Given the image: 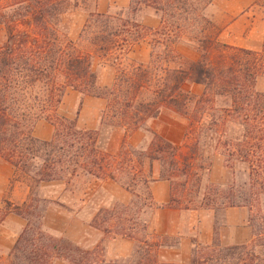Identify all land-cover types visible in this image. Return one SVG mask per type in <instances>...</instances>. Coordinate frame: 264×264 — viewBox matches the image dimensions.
<instances>
[{"label":"trees","instance_id":"1","mask_svg":"<svg viewBox=\"0 0 264 264\" xmlns=\"http://www.w3.org/2000/svg\"><path fill=\"white\" fill-rule=\"evenodd\" d=\"M81 1L86 4L89 0ZM130 1L132 12L141 6L153 7L155 4L152 0ZM154 8L163 14L169 11V5ZM0 10L13 12L10 17L0 15V22L12 29L0 47V160L10 164L17 177L34 182L36 186L61 180L70 183L74 178L90 176L118 183L128 192H133V188L139 185L148 188L155 180L151 164L147 175L143 171V154L135 155L137 162H134L127 159L128 151L119 155L102 151L97 131L80 129L76 119L62 117L58 111L68 90L83 96L99 97L107 101L103 116L109 109L113 110L111 119L118 123H112V127L123 128L130 136L139 129L149 131L146 123L156 120L162 108L168 106L187 122L188 130L184 146L172 145L157 136L156 142H152L155 156L147 157L150 162L164 160L157 156L161 153H171L169 176L163 174L161 177L171 184V201L162 208L191 209L188 205L183 208L185 201H181L182 197L177 193H172V178L180 166L185 168L187 164L191 169L198 159L200 138L192 139L197 130L205 128L219 135L216 149L222 148L224 156L249 166L252 191L248 198L239 199L241 203L234 201L238 198L232 199L229 205L224 202V209L248 208L254 230L251 243L224 249L234 264H264V92L257 90L259 80L264 77V44L259 51H250L220 44L210 37L197 40L201 56L186 69H167L164 63L168 62V57L151 53L152 70L140 65L131 75L123 73V78L115 79L112 87L102 93L93 55L81 51L77 42L71 41L65 32L62 21L64 0H15L5 7L0 5ZM113 18L111 14H90L80 39L95 36L98 52L105 54L127 44L129 41L124 34L131 31L125 23L96 31L95 26ZM151 32L155 36H164L163 31ZM121 37H124L122 44L119 42ZM160 38L151 46H161ZM170 55L173 62L179 59L173 50ZM153 70L164 73V78L155 84L149 80V73ZM189 81L204 88L201 95L183 92V85ZM144 90L152 91L153 97L138 102V96ZM120 94L125 95L123 101ZM41 120L54 127L53 138L49 141H41L34 136L35 126ZM231 125L239 128L240 135L225 140L224 134ZM188 140L192 142L189 145ZM206 142L207 138H204L203 143ZM182 148L190 152L183 153ZM126 172L130 179L124 181ZM150 200L156 208L152 194ZM185 203L192 204V201ZM209 206L203 209L215 211ZM253 208L261 221L258 227L252 216ZM16 214L27 219V227L10 253L9 264H53L55 260H63L67 264H107L106 261L96 262L93 252L83 250L65 238L55 240L43 234L44 215L40 216L35 227L22 211ZM100 216L102 212L95 218V226ZM98 226L96 228L100 229ZM103 231L110 233L109 229ZM118 236L123 237L122 234ZM160 246L159 243L147 245L154 252ZM210 248H221L217 238ZM147 256L150 264H159L155 255L152 260L150 253ZM195 261L191 264H196ZM0 264H3L1 258Z\"/></svg>","mask_w":264,"mask_h":264},{"label":"rangeland","instance_id":"2","mask_svg":"<svg viewBox=\"0 0 264 264\" xmlns=\"http://www.w3.org/2000/svg\"><path fill=\"white\" fill-rule=\"evenodd\" d=\"M13 1L15 0H0V5L5 7ZM152 2L155 3L153 7L141 6L135 12H132L131 7L127 11L121 10L119 7H113L109 14L114 18L109 22L100 23L95 26L98 32L106 30L108 27L109 29L111 27L115 28L125 23L131 31L130 33L124 34L125 38L129 41L127 44L113 49L109 54H105L98 52V47L95 44V36L80 39L81 32L84 28V26H80L82 20H84L85 16H87L88 20L90 14L94 13L93 10L97 0H89L86 4H83L81 0H64L65 14L62 17V21L65 25V32L70 34L71 28L74 27V30L79 33L77 37L78 47L84 53L93 55L95 70L98 75V87L102 90V93L112 87L115 79L118 77L123 78V73L131 75V73H134V69H137L140 65L148 66L152 70L150 65L152 62L151 53H160L164 57H168V62L164 63L167 69H186L201 56L197 40H204L210 37L220 44L250 51L260 50L264 44V0H152ZM163 5H169L167 14H163L154 8L163 7ZM11 11L0 10V15L5 14L6 17H10L13 14ZM0 20L2 19L0 18ZM152 20L155 25H158L157 27L152 26V24H147L151 23ZM164 21H166L165 24L163 23ZM136 25H140L138 29L134 28ZM155 30L163 31L164 36H155L151 32ZM11 31L12 29L9 26L0 22V47L6 42ZM158 37H161L160 39L162 40L160 41L163 42L162 45L156 46L154 44V47L151 46L153 45V41L158 39ZM122 39L124 37H121L119 42ZM172 50L179 55V59L177 58L174 62L171 60L170 55ZM108 67L112 69L110 71V78H113V81L107 86L105 84L107 78L104 80H99V78L103 70ZM149 74H151L149 80L152 84L158 82L162 77L164 78L162 71L156 72L153 70ZM182 90L184 93L198 96L202 94L204 88L194 85L189 81L183 85ZM257 90L264 92V77L259 80ZM73 92L76 91H67L66 98L69 101H71L70 95ZM120 95L123 101L125 95ZM152 97V91L144 90L138 96L137 101H145ZM93 98L101 99L99 97ZM118 108L119 106L116 107V109ZM76 110V112L74 111L75 114L79 112V106ZM112 111L109 109L106 112V116H103L102 112L98 118V128L94 131L99 133V148L111 155H119L121 152L125 153L128 151L130 155L127 159H133L134 162H137L135 155L141 153L144 156L145 165L143 171L145 175L149 173V164H155L157 170H159L160 179L163 174L169 176L170 152L157 155L164 159L162 161L156 160L150 162L147 157L155 156L153 152L155 148L152 146V142H156L155 136L160 137L172 145L184 146L185 135L188 130L187 122L175 115L166 106L162 108L161 114L156 120H149L146 123V129L149 131L139 129L130 136H127L125 129L112 127V123H118L111 119ZM59 115L68 119H74L70 118L68 112H64L63 108L60 109ZM119 115L121 116L120 113ZM78 127L88 130L81 128L79 125ZM204 134H207L205 135L206 137ZM239 135V128L231 125L226 129L224 139L230 140ZM194 138H200L201 142L197 147L198 159L191 169L186 164L185 168L180 166L178 172L176 171L177 173L172 178V193H177L178 197H182L181 201H192V204L184 202L182 205L183 208H186L188 205L191 209H203L207 205H210L209 207L214 209L217 215H220L224 209V202L226 205H229L232 199L238 198V200L234 201L241 203L239 199L241 197L248 198L252 192L249 166L235 158L224 156V150L222 148L216 149V139L219 138V135L208 132L204 128L203 130H197L196 134L192 136V139ZM204 138H207L206 143H203ZM191 143L188 140L187 144L189 145ZM190 147L191 145L189 149ZM181 151L183 153L190 152L186 148H182ZM2 161L8 164L4 160ZM8 165L13 170V176L7 186L5 196L0 197V221L3 219L1 223L7 216L14 215L24 220L26 223L25 230L27 227V219L17 215V212L22 211L25 214L24 216L30 217L32 226L35 227L39 224L40 216L44 215V228L42 229V233L52 239L58 240L65 237L57 236L48 230L45 225V218L50 209L58 210L66 215H72L71 212H80L78 207L82 204V201L87 200V202L100 205L101 203L98 202L103 198L102 196H106L98 191L100 186L97 183L102 180L90 176L74 178L70 183L67 180H61L44 182L36 186L34 182L17 177L15 175V169L10 164ZM124 175V181L130 179V175L127 172ZM102 182H110L114 186H119L127 194L129 201L127 204H122L121 202L108 200L107 207L101 208L95 214L91 226L97 229L96 226L99 225L98 227L101 228L98 230L104 234L103 229H109L110 233L105 235L110 239L131 238L136 240L137 248L131 258L121 260H108L105 258L103 249L100 247L93 251H87L94 253V260L96 262L106 261L107 264L111 262L114 264H139L142 262L141 264H150L147 254L149 255L150 253V259L152 260L155 252L154 249L148 248L147 245H153L155 243L163 246L169 245L168 238L155 237L151 228L156 209L150 200L151 185L148 188L144 185H139L133 188V192H128L120 184L113 181ZM87 190L89 193L85 196V191ZM94 191L98 192L96 193ZM89 204L92 205V203ZM16 207L18 211H14ZM262 208L264 209V196L262 197ZM101 212L102 216H100L95 226L94 220ZM253 214L252 216L256 220V227H258V223L260 225L261 221L256 217L255 208H253ZM118 234H122L123 237L118 236ZM11 251L5 255L0 251V258L3 264H9ZM227 255L229 254L224 247H203L199 250L196 258L197 261L195 262L196 264H234V261L227 257ZM222 258H226L227 260H221Z\"/></svg>","mask_w":264,"mask_h":264},{"label":"crops","instance_id":"3","mask_svg":"<svg viewBox=\"0 0 264 264\" xmlns=\"http://www.w3.org/2000/svg\"><path fill=\"white\" fill-rule=\"evenodd\" d=\"M130 3V0H97L93 12L105 15L109 14L113 7L127 11L130 8ZM86 21L87 16L82 20L80 26H85ZM147 24L158 26L153 20ZM78 35L79 33L73 27L68 37L71 41L77 42ZM110 71H112L110 67L103 70L99 78V80L107 78L105 83L107 86L113 81V78H110ZM66 97L65 95L60 109L63 108L64 112H68L70 118L76 119L81 128L97 129L98 118L107 107L106 100L83 96L77 92L70 95L71 101ZM78 106L79 112L75 114ZM53 135L54 127L47 122L39 121L36 124L34 136L37 139L48 141L53 138ZM152 175L155 182L151 184L150 190L156 209L151 228L155 237L169 239V245H161L155 251L159 264H191L197 258L201 248L212 247L215 238L224 248L247 245L254 239V230L250 224L251 212L248 208H227L220 215L205 209L162 208L163 205H167L171 201V184L160 179L159 170L155 164H152ZM12 176L11 167L0 160V197L5 196ZM97 185L100 186L98 191L106 195L102 196L103 198L99 202L96 200L101 203L100 205L87 202V200L82 201L78 207L80 214L76 211L71 212L72 215L50 209L45 218V225L57 236L69 239L82 249L93 251L99 247L102 248L103 254L108 260L129 259L137 248L136 240L110 239L102 231L91 226L95 214L101 208L107 207L108 200L127 204L129 197L119 186H114L110 182L101 181ZM85 192V196H87L88 190ZM25 224L23 219L14 215L7 216L0 224V251L3 255L11 251L17 238L23 232ZM54 264L67 263L61 260L55 261Z\"/></svg>","mask_w":264,"mask_h":264}]
</instances>
